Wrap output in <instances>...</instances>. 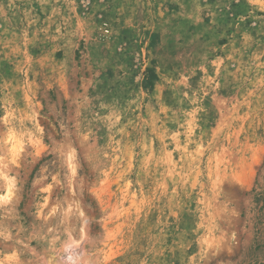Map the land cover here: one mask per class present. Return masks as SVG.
<instances>
[{"label":"rangeland","instance_id":"rangeland-1","mask_svg":"<svg viewBox=\"0 0 264 264\" xmlns=\"http://www.w3.org/2000/svg\"><path fill=\"white\" fill-rule=\"evenodd\" d=\"M0 264H264V0H0Z\"/></svg>","mask_w":264,"mask_h":264}]
</instances>
